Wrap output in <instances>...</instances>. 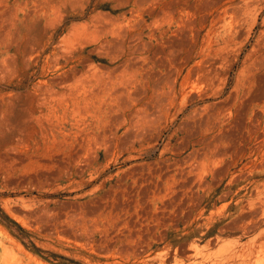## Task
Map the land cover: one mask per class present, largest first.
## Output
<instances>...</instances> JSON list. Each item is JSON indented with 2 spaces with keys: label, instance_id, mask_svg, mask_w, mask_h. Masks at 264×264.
<instances>
[{
  "label": "rangeland",
  "instance_id": "rangeland-1",
  "mask_svg": "<svg viewBox=\"0 0 264 264\" xmlns=\"http://www.w3.org/2000/svg\"><path fill=\"white\" fill-rule=\"evenodd\" d=\"M170 1L0 0V264H264V0Z\"/></svg>",
  "mask_w": 264,
  "mask_h": 264
},
{
  "label": "bare ground",
  "instance_id": "bare-ground-1",
  "mask_svg": "<svg viewBox=\"0 0 264 264\" xmlns=\"http://www.w3.org/2000/svg\"><path fill=\"white\" fill-rule=\"evenodd\" d=\"M35 1H37V0H35ZM174 1V0H173ZM173 1H170V5H168V8H169V10L168 11H170V12H173V11H171L172 9H173V6H172V4H173ZM179 1V0H178ZM196 1V0H195ZM9 2V1H8ZM5 3V2H4ZM40 3V2H39ZM20 4V3H19ZM2 5H3V3H2ZM22 5V4H21ZM28 7V6H27ZM177 8V7H176ZM16 9V8H15ZM166 11V10H165ZM188 13V12H187ZM174 14V13H173ZM190 14V13H189ZM168 15V14H167ZM191 15V14H190ZM194 15V14H193ZM190 17V16H189ZM192 17V16H191ZM179 18V17H178ZM168 19V18H167ZM183 20V19H182ZM184 21V20H183ZM187 21H188V19H187ZM181 22V21H180ZM179 22V23H180ZM183 22H181V24H182ZM186 24V23H185ZM190 24V23H189ZM196 24V23H195ZM178 26V25H177ZM184 27V26H183ZM168 28V27H167ZM171 28V27H170ZM177 30V29H176ZM190 30V29H189ZM184 33V32H183ZM161 34V33H160ZM176 35V34H175ZM174 36V35H173ZM188 37V36H187ZM176 38V37H175ZM184 38V37H183ZM186 38V37H185ZM231 38V37H230ZM191 39V38H190ZM171 40V39H170ZM168 41V40H167ZM189 41V40H188ZM183 43V42H182ZM152 44V43H151ZM173 44H174V42H173ZM163 45V44H162ZM139 47V46H138ZM147 47V46H146ZM181 49V48H180ZM162 50V49H161ZM161 54V53H160ZM163 54V53H162ZM264 54V53H263ZM262 54V55H263ZM157 55V54H156ZM166 57V56H165ZM264 59V58H263ZM177 60V59H176ZM262 60V59H261ZM170 63V62H169ZM1 65V64H0ZM164 65V64H163ZM172 65V64H171ZM197 68V67H196ZM145 69V68H144ZM143 69V70H144ZM141 71V70H140ZM158 75V74H157ZM161 75V74H160ZM179 76V75H178ZM189 76V75H188ZM188 76H187V78H188ZM260 76V75H259ZM157 77V76H156ZM184 77V76H183ZM185 77H186V75H185ZM126 78V77H125ZM111 79V78H110ZM139 80V79H138ZM176 80V79H175ZM183 80V79H182ZM186 80V79H185ZM170 81V80H169ZM180 81V80H179ZM263 81V80H262ZM192 83V82H191ZM80 84V83H79ZM168 84H170V83H168ZM172 84V83H171ZM183 84H184V82H183ZM182 84V85H183ZM194 84L195 83H193V84H191V85H189V86H194ZM138 85V84H137ZM205 85V84H204ZM203 85V86H204ZM82 86H84V85H82ZM98 87V86H97ZM155 87H157V86H155ZM172 87V86H171ZM184 87V86H183ZM199 87V86H198ZM71 88V87H70ZM189 88H193V87H189ZM197 88V87H196ZM110 89V88H109ZM201 89V88H200ZM140 90V89H139ZM118 91H119V89H118ZM163 91V90H162ZM85 92V91H84ZM101 92V91H100ZM106 92V91H105ZM126 92V91H125ZM167 92V91H166ZM197 92H199V91H197ZM70 93V92H69ZM135 93H138V92H135ZM157 93V92H156ZM191 93V92H190ZM76 94V93H75ZM62 95V94H61ZM71 95H72V93H71ZM88 95V94H87ZM101 95V94H100ZM124 95V94H123ZM63 96V95H62ZM85 96V95H84ZM194 96V95H193ZM113 97V96H112ZM254 97V96H253ZM108 98V97H107ZM193 98V97H192ZM114 99V98H113ZM118 99V98H117ZM101 101H100V109H103L102 107H104L103 105H104V103H105V100H103V99H100ZM134 100V99H133ZM129 101V100H128ZM74 102H77V101H74ZM119 102V101H118ZM88 103H90V102H88ZM95 103V102H94ZM137 103V102H136ZM160 103V102H159ZM65 104V103H64ZM68 104V103H67ZM75 104V103H74ZM69 105V104H68ZM72 105V104H71ZM88 106H89V104H87ZM111 105V104H110ZM80 106V105H79ZM78 106V107H79ZM91 106V105H90ZM89 106V107H90ZM109 106V105H108ZM167 106V105H166ZM65 107V106H64ZM88 107V108H89ZM93 107V106H92ZM97 107V106H96ZM74 108V107H73ZM85 108V107H84ZM112 108V107H111ZM76 109V108H75ZM80 109V108H79ZM86 109H87V107H86ZM111 110V109H110ZM207 110V109H206ZM82 111V110H81ZM143 111H144V109H143ZM208 111V110H207ZM117 112V111H116ZM110 113V112H109ZM146 113V112H145ZM144 113V114H145ZM155 113V112H154ZM198 113V112H197ZM210 114V113H209ZM229 114V113H228ZM171 115H172V113H171ZM117 116V115H116ZM134 116V115H133ZM136 116V115H135ZM242 116V115H241ZM246 116V115H245ZM112 117V116H111ZM156 116H154V118H155ZM135 118V117H134ZM241 118V117H240ZM111 119V118H110ZM207 119V118H206ZM157 120V118L155 119V121ZM199 120V119H198ZM115 121V120H114ZM125 121V120H124ZM132 121V120H131ZM238 121V120H237ZM244 121V120H243ZM113 122V121H112ZM138 122V121H137ZM103 123V122H102ZM151 123V122H150ZM188 123V122H187ZM239 123V122H238ZM139 124V123H138ZM137 124V125H138ZM145 124V123H144ZM200 124V123H199ZM241 124V123H240ZM188 125V124H187ZM114 126V125H113ZM129 127V126H128ZM127 127V128H128ZM139 127V126H138ZM126 128V129H127ZM91 129V128H90ZM145 129V128H144ZM110 131V130H109ZM135 132V131H134ZM232 132V131H231ZM92 133V132H91ZM127 133H129V132H127ZM142 133H145V132H142ZM194 133H196V132H194ZM226 133H229V132H226ZM97 134V133H96ZM133 134V133H132ZM195 135V134H194ZM220 135V134H219ZM101 136V135H100ZM103 136V135H102ZM130 136V135H129ZM141 136V135H140ZM139 136V137H140ZM145 136V135H144ZM263 136V135H262ZM87 137V136H86ZM258 137V136H257ZM130 138V137H129ZM227 138V137H226ZM238 139V138H237ZM207 140V139H206ZM258 140V139H257ZM119 141V140H118ZM110 142V141H109ZM108 142V143H109ZM130 142H132V141H130ZM236 142V141H235ZM80 144V143H79ZM210 145V144H209ZM107 146V145H106ZM123 146V145H122ZM230 148V147H229ZM204 150V149H203ZM217 150V149H216ZM215 150V151H216ZM229 151V150H228ZM89 153V152H88ZM199 153V152H198ZM189 157V156H188ZM235 157V156H234ZM193 158V157H192ZM224 158V157H223ZM194 159V158H193ZM215 159V158H214ZM202 161H203V159H201ZM220 161V160H219ZM198 162V161H197ZM195 163V162H194ZM202 163H204V162H202ZM228 163V162H227ZM182 164V163H181ZM184 165V164H183ZM192 166H193V164H192ZM202 166V165H201ZM200 166V167H201ZM170 167V166H169ZM226 167V166H225ZM166 168V167H165ZM221 168V167H220ZM223 169V168H222ZM173 170V169H172ZM184 170V169H183ZM191 171V170H190ZM170 172V171H169ZM169 172H167V173H169ZM196 172V171H195ZM224 172V171H223ZM222 172V173H223ZM181 173V172H180ZM187 173V172H186ZM189 174V173H188ZM209 174V173H208ZM170 175V174H169ZM181 175V174H180ZM205 175V174H204ZM214 175V174H213ZM180 178V177H179ZM187 178V177H186ZM181 179V178H180ZM199 179H201V177L199 178ZM226 179V178H225ZM169 181V180H168ZM202 181V180H201ZM260 181V180H259ZM187 182V181H186ZM200 182V181H199ZM185 183V182H184ZM216 183V182H215ZM175 185V184H174ZM201 185V184H200ZM211 185V184H210ZM189 186V185H188ZM167 189H169V188H167ZM172 190V189H171ZM164 192V191H163ZM213 193V192H212ZM261 193V192H260ZM226 197V196H225ZM223 198V197H222ZM260 203V202H259ZM165 205V204H164ZM193 208V207H192ZM240 213V212H239ZM237 217V216H236ZM238 219V218H237ZM235 220V219H234ZM238 225V224H237ZM238 227V226H237ZM239 228V227H238ZM224 231V230H223ZM198 252V251H197ZM218 256V255H217ZM245 262V261H244Z\"/></svg>",
  "mask_w": 264,
  "mask_h": 264
}]
</instances>
